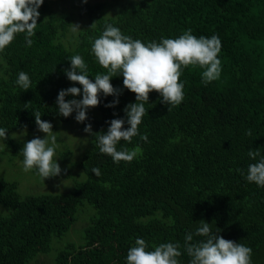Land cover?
Masks as SVG:
<instances>
[{"label":"trees","instance_id":"obj_1","mask_svg":"<svg viewBox=\"0 0 264 264\" xmlns=\"http://www.w3.org/2000/svg\"><path fill=\"white\" fill-rule=\"evenodd\" d=\"M38 11L31 46L27 33H19L0 51V128L8 130V138L0 139L4 156L10 167L16 159L23 163L24 143L44 138L36 111L53 125L60 164L71 156L70 145L79 142L80 149L68 161L72 171L60 165L61 175L43 181L73 183L65 194H19L18 183L0 175V264L36 263L54 245L52 264H127L137 238L148 250L179 243L181 264H189L185 236L205 239L195 235L200 221L212 233L220 229L224 239L250 247L251 264H264V187L246 178L248 166L264 157V0H44ZM72 24L80 30L74 32ZM108 24L145 44L178 38L188 29L197 38L217 35L222 44L217 80L205 84L204 68L182 67L179 105L149 94L139 134L117 145L141 149L132 162H114L100 152L97 136L84 132L91 124L92 133H106L117 118L128 127L124 109L136 97L124 89L119 72L111 84L121 94L101 93L83 123L75 112L59 115L56 104L59 91L81 88L65 75L71 57L84 59L93 82L95 75L108 74L92 52ZM21 71L31 80L27 91L17 84ZM82 92L65 100H79ZM114 100L115 107H105ZM144 134L146 142L140 139ZM256 149L261 155L253 160L248 151ZM29 171L40 176L35 167ZM77 222L76 245L66 238Z\"/></svg>","mask_w":264,"mask_h":264},{"label":"clouds","instance_id":"obj_2","mask_svg":"<svg viewBox=\"0 0 264 264\" xmlns=\"http://www.w3.org/2000/svg\"><path fill=\"white\" fill-rule=\"evenodd\" d=\"M43 2L44 0H0V51H3L19 33H27L26 43L31 46L33 41L30 37L35 34L40 16L38 9ZM83 2L86 3L87 0ZM72 30L79 31L80 26L72 24ZM221 48L222 44L217 35L197 38L191 34V29L175 39L162 38L159 43L152 41L145 44L139 39L134 40L122 34L119 28L108 24L92 45V52L99 65L108 69V74L95 75L93 82L87 74L84 59L80 55L71 57V67L65 70V75L70 82L81 86L82 98L65 100L66 96L81 95V88L69 87L59 91L56 100L58 113L67 118L75 112V120L83 123L87 119V110L99 105L101 93L115 97L121 94V90L111 84V79L119 72V76L123 77L124 89L136 97V102L126 105L124 109L128 127L124 128V119L117 118L109 122L110 127L106 133H92L91 124L85 126L84 132L96 135L100 152L110 156L114 162H132L141 153V149L135 147L131 150H117V145L120 141L131 143L132 138L139 134L138 126L146 114L144 105L148 104L149 94L156 92L162 97V103L179 105L184 99V85L180 82L182 67L198 65L205 69L202 72V81L205 84L215 81L222 71L221 61L218 59ZM17 84L27 91L31 86L28 74L21 71ZM117 103L118 100H114L105 107H115ZM33 116L44 138L37 137L24 143L23 166L25 171L34 167L38 169V174L44 181L57 177L62 172L57 159L54 158L57 136L52 131L53 125L41 120L39 111ZM7 131L0 128V139L3 141L8 138ZM246 134L251 135V130ZM140 139L146 142L147 134L140 136ZM260 155L258 149L248 151V156L253 160ZM92 173L97 177L101 175L100 169L95 167ZM246 178L249 182L264 187V157L248 166ZM200 222L201 226L195 235L205 239L193 242V234L185 236L183 247L191 258L189 264H251L250 247L226 240L219 234L220 229L212 233L209 223ZM152 247L153 250H148L146 241L137 238L135 246L127 252V264H181L179 243H161Z\"/></svg>","mask_w":264,"mask_h":264},{"label":"rangeland","instance_id":"obj_3","mask_svg":"<svg viewBox=\"0 0 264 264\" xmlns=\"http://www.w3.org/2000/svg\"><path fill=\"white\" fill-rule=\"evenodd\" d=\"M90 1H97V0H90ZM1 143V142H0ZM69 143V142H68ZM2 144V146H1ZM0 144V175L5 174L8 175L9 180L16 181L18 183L19 188V194H27L30 192L33 193H46V194H65L72 190L73 183H70L68 181H64L61 179H53L50 183L43 182V178L41 176H35L30 171H24V166L22 161H19V159L15 160L14 163H12L11 167L8 165L6 152L3 150V143ZM68 146L69 144H65ZM73 147V148H72ZM70 148L72 150V154L70 157L67 158L64 162H61L60 159L55 155V159H57V163L59 166L61 165L63 169L72 171V165L68 163V161H72L78 158L79 153V142L74 143L73 146L70 145ZM6 157H5V156ZM45 181V180H44ZM44 184V185H43ZM50 184V185H48ZM3 209L0 206V213H2ZM80 222H77L74 224L73 229L69 232L67 235L66 240L74 242L76 245L80 242V236L81 231L79 229L80 225H78ZM62 242V241H61ZM55 248L56 246L52 248V250L45 256H40L36 263L32 262L30 264H52L53 258L55 254Z\"/></svg>","mask_w":264,"mask_h":264}]
</instances>
